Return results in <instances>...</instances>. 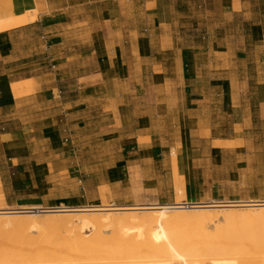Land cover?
I'll return each instance as SVG.
<instances>
[{
  "label": "crops",
  "instance_id": "1",
  "mask_svg": "<svg viewBox=\"0 0 264 264\" xmlns=\"http://www.w3.org/2000/svg\"><path fill=\"white\" fill-rule=\"evenodd\" d=\"M187 1L0 0V19L38 10L0 33L8 207L84 208L109 198L104 187L122 204L141 201L126 173L135 166L149 202L174 204L172 153L186 203L264 197V45L212 24L191 35ZM83 153H105V166ZM109 153H120L116 165ZM103 170L100 183L82 176Z\"/></svg>",
  "mask_w": 264,
  "mask_h": 264
},
{
  "label": "bare ground",
  "instance_id": "2",
  "mask_svg": "<svg viewBox=\"0 0 264 264\" xmlns=\"http://www.w3.org/2000/svg\"><path fill=\"white\" fill-rule=\"evenodd\" d=\"M37 19V9L1 18L0 33ZM172 162L170 205L10 208L0 195V264H264V201L186 203Z\"/></svg>",
  "mask_w": 264,
  "mask_h": 264
},
{
  "label": "rangeland",
  "instance_id": "3",
  "mask_svg": "<svg viewBox=\"0 0 264 264\" xmlns=\"http://www.w3.org/2000/svg\"><path fill=\"white\" fill-rule=\"evenodd\" d=\"M181 1V0H180ZM185 2L187 0H184ZM240 4L238 8L234 6V0H188L187 3H179L180 12L182 13L181 21L184 24L189 25L191 35L199 36L205 34L201 24H212L219 25L220 34L224 36L235 38V39H250V41L256 40L258 43L264 45V0H239ZM150 8V6H147ZM151 13V12H150ZM147 14H149L147 12ZM209 22V23H208ZM202 28V29H201ZM105 153H95L96 158L89 159L87 153H83V160L89 164L91 161L93 165H102L105 166L106 159L104 157ZM120 153H109V165H116L118 162ZM55 156H58L57 154ZM53 155L52 159H59L60 157H55ZM108 163V162H107ZM72 165V163L66 162V167ZM101 170V169H100ZM127 175L131 176L133 181L135 195H140L141 201H136V198L131 199L126 197L125 203L122 204L118 202V199L111 193L110 189L104 187L101 190L102 194H108L109 198H103L102 203L106 200L109 204L116 205H139V204H152L144 196L142 188L140 187V172L139 168L135 166L134 168H129L127 170ZM68 173H66V176ZM64 176V174H63ZM82 176H88V178H95L98 183L103 182L102 178L105 176V171L99 172L98 174H84ZM97 184V183H95ZM251 201L252 198L246 199L239 198L233 199L232 201ZM254 200V199H253ZM258 200V199H257ZM231 201V202H232ZM258 201H264V197ZM209 202H219V201H209ZM206 202V203H209ZM221 202H230V201H221ZM102 203L95 202L92 205L87 207L99 206ZM159 204V203H158ZM52 208V207H44ZM70 208V207H66ZM85 208V207H84Z\"/></svg>",
  "mask_w": 264,
  "mask_h": 264
}]
</instances>
